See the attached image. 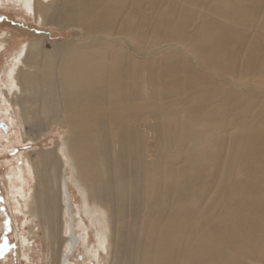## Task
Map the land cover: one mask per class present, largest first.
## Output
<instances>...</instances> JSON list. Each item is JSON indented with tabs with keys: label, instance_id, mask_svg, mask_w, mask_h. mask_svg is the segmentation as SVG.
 Listing matches in <instances>:
<instances>
[{
	"label": "rangeland",
	"instance_id": "obj_1",
	"mask_svg": "<svg viewBox=\"0 0 264 264\" xmlns=\"http://www.w3.org/2000/svg\"><path fill=\"white\" fill-rule=\"evenodd\" d=\"M138 1L130 0L128 5L122 7L120 18L122 23L126 21L129 25L141 26L149 32L146 38L141 39L140 49H143L153 35L166 34L162 19L158 17L165 12L174 21V16L180 12L174 11V7L179 10L176 5L178 0H141L137 4ZM234 1L216 0L230 15L223 17L220 16L223 13L218 12L217 17L228 26L244 30L242 38L235 34L229 37V45L223 56L220 45L211 48L193 40L182 42L181 45L174 43L165 46L159 45L162 40L157 44L147 42L149 46L155 45L148 56L144 55L147 59L124 55L126 71L131 65L135 67L134 70L131 67L125 85L137 102L143 100L146 104H152L151 117H164L163 110H167L175 125L186 119L190 128L202 131L207 136L208 140L198 148L195 168L202 167L212 174L211 178L203 180L189 195L183 193L184 196L179 199V186L185 188L194 181L190 175L191 168L179 173L182 165L189 161L186 153L193 150L192 140L184 137L182 158L170 164L157 152L158 147L164 146L170 139L167 129L156 138L152 131L156 120L151 117L147 119L149 128L146 131L143 127L146 120L142 118L143 123L138 128L140 136L137 157L144 159L145 163L158 164L159 174L155 173L156 180L151 181L150 187L147 184L145 190L141 182L140 191L135 194L125 193L137 200H147L167 207L145 216L143 212L146 206L141 204L138 216L125 214L121 217L119 232H125L127 238L133 241V244L129 243L125 247L131 249L136 258L144 253L158 255L170 249L174 256L183 259V264H264V78L257 75L264 74V39L261 36L264 32V15H261L264 13V0L260 4V14L253 17L244 10L237 11L233 7ZM203 3H208V0H183L184 11L190 10L194 14L190 18L191 24L199 20L200 11L204 10ZM139 5L142 10H139L140 15L129 18ZM191 29L189 27L187 31L191 33ZM87 36L89 34L83 33L78 27L62 28L59 24L41 22L40 17L35 18L32 12H26L16 0H0V264H51V251L57 248L56 231L60 223L56 227L55 215L53 223L45 222L40 215V199L37 197L34 206H31L33 218L26 221L24 212L28 211L32 196L37 192L36 169L42 165L46 173L44 177H47L49 166L54 164L59 170L66 167L67 176L70 172L66 159L56 161L54 155L57 145L63 146L67 131L48 124H45L44 129L34 128L26 118L23 119L26 123H21L18 119V100L21 102L23 97L30 98V93L26 91L19 94L17 90L20 87L10 86L9 71H14L13 76L19 70L29 71L20 62L26 55L33 57L35 54V58L42 57L43 60L50 57L51 51L56 50V57L63 60L66 47H84L88 44ZM37 47L42 49L40 53ZM117 47L116 52H124L120 46ZM93 53L96 56L86 64L94 66L102 78L109 76L114 68L113 65L108 66L107 61L112 59L110 54L98 50ZM112 60L115 64L116 60ZM220 60L231 63L228 65V74L234 81L224 83L212 79L208 71L211 72ZM148 68L151 73H148ZM203 79L216 83L209 85ZM101 88L108 105L111 97H117V85L113 88L104 84ZM74 91L76 89L70 90L72 94ZM26 102H21V105L30 114L34 104ZM201 103L204 108L198 109ZM40 113L41 109L39 114L35 111L32 115L44 118V114ZM103 120V133H97L94 127L90 128L87 134L89 146L84 142L86 135L79 136L80 141L75 145L71 143L70 152L74 162L86 158L90 166L88 173L95 180L86 178V174L79 176L83 184L99 186L103 178H108L114 186L117 180L115 170L120 169L119 166L130 169L129 162L134 157L132 149L128 150L127 139L122 157L118 159L116 155L119 151L116 137H128L130 134L128 119L124 118L120 124L119 117L108 115ZM166 121L172 122L168 118ZM214 132L218 135H210ZM101 150L107 154L101 156ZM167 168L175 172L172 180L167 179ZM15 172H21L23 176L24 183L19 184L24 190L23 199L14 194V185L18 186L19 183L12 176ZM41 175L43 177V173ZM55 175L56 171L52 168L50 176L55 178ZM153 181L158 182L161 191L155 197ZM68 183L72 214L76 217V223L81 221L87 231L85 245L80 241L69 264H115L113 257L118 255L120 247L107 244L104 250L97 248L95 233L100 231V226L96 222L90 224L81 212L83 193L70 181ZM166 187L167 197L163 193ZM176 208L190 210L186 216H180L185 224L183 229L173 228L167 220L171 217V210ZM160 209L165 210V213L161 214ZM42 223L47 224L51 230L48 236H45ZM112 227V233H115L116 223H112ZM76 233L80 234L78 231ZM23 240H26L25 245ZM90 249L96 252V258L86 259V252ZM195 256L200 257L198 263H194Z\"/></svg>",
	"mask_w": 264,
	"mask_h": 264
},
{
	"label": "bare ground",
	"instance_id": "obj_2",
	"mask_svg": "<svg viewBox=\"0 0 264 264\" xmlns=\"http://www.w3.org/2000/svg\"><path fill=\"white\" fill-rule=\"evenodd\" d=\"M16 1L26 12H32L35 18L40 17L41 22L45 24H59L62 28H67L69 26L78 27L83 33L89 34V36H87V39H89L88 44L84 47L77 49L66 47V57L63 60L56 57L58 55L56 50L51 51L50 57H46L43 60H41L42 57L39 59L35 58L34 53L36 52L34 51V55L32 54L33 57L26 55L20 61L23 66L30 69L29 71L19 70L18 74L13 76L14 71L10 70L8 74L10 86L16 88L20 87V89L17 90L19 94L26 91L30 93V98L23 97V100L19 97L18 99L21 98L23 100H21V102H24V104L25 100H27L28 103H33L35 107L33 106L34 110L31 109L32 113L36 111V113L39 114V109H41V113L44 114V118H40L33 116L32 113H26L21 102L18 100V105L20 106L18 119L21 120V123H26L25 120L23 121V119L26 118L31 121L30 123L34 128L44 129L45 124H48L59 126L67 131V135L63 140V146L60 147L57 145V151L54 150V155L57 157L55 158L56 161H63V158L66 159L70 166L69 175L67 176L66 167H61L59 170L56 164L51 167L49 166L48 171H46L47 177H44L46 173L45 169L43 172L42 165L39 169H36L35 174L38 175L37 192L36 195L32 196L28 211L24 212L26 221L33 218V209H31V206H34L35 203L33 202H35L37 197V199H40V215L44 218L45 222L48 223L52 221L53 223L55 221V215L56 227H58L60 223V228L56 231L58 239L55 244H57V248L54 252L51 251V264H69V259L74 253L73 252L70 257H62L63 247L68 241V238L62 235V193L64 189H66L69 196V212L73 219L71 227L73 234V251L78 247L80 241L85 245V232L87 231L81 221L76 223V217L72 214L68 181L81 189L83 193V206L81 212H83L90 224L93 225L96 222L100 226V231L95 233L97 248L104 250L107 244H110L112 247H120L118 255L113 257L115 264H183V259L174 256L173 251L170 249L162 251L158 255L144 253L143 256L136 258L134 252L128 247H125L129 243L133 244V241L131 238H127L128 235L125 232H119L121 229V217L125 214L133 217L138 216L141 204L146 206V210L143 212L145 216L151 215L152 212L159 208L167 207L159 206L155 202L150 203L147 200H137L132 196L129 197L125 193L130 192L135 194L140 191L141 182L144 183V190L147 184L150 187L151 181L156 180L155 173L159 174V167L158 164L145 163L144 159L141 160L137 157L139 146L138 137L140 136L138 128L143 123L142 118H145L146 121H144L143 127L148 131L147 119L152 116L150 113L152 104H146L143 100L137 102L129 91L128 86L125 85L127 83L126 78L131 73V67L133 70L135 67L131 65L128 72L126 71L123 65L124 55H136L139 59L141 57L147 59L144 55L148 56V53L155 46H149L147 42L157 44L162 40V43L159 45L165 46L174 45V43L181 45L182 42L193 40L211 48L220 45V53L223 56V52L229 45V37L235 34L238 35V38H242L244 30L228 26L217 17L218 12L223 13L220 15L223 17H228L230 15L229 12L223 9L220 2H216V0H208V3H203L204 10L200 11L199 20L197 23L191 24L190 18H192L194 14L191 13L190 10L184 11L185 6L183 0H178L176 5L179 6V10L174 7V11L180 13L174 16V21L169 19V13L167 15V13L163 12L158 17L159 20L162 19L161 24L166 34L163 36H161L160 33L158 35H153L150 40L146 42L147 47H142L143 49H140L142 45L141 39L146 38L149 32L141 26L135 27L134 25H129L126 21L122 23L120 18L122 14L121 8L128 5L130 0ZM140 2L141 0H139L137 4H140ZM261 3L262 0H235L233 7L237 11L244 10L245 13L249 16L252 14L253 17L260 14ZM135 9L136 10L129 18H136L140 15V5ZM237 11H235L236 14L238 13ZM261 15H264V13H261ZM189 27H192L191 33L187 31ZM80 35L83 36L84 34ZM261 36L264 39V32L261 33ZM117 46L124 49V52H116L115 47ZM36 49L39 53L40 50H42L38 47ZM96 50L110 54V57L116 60L115 64L112 59L107 61L108 66L113 65L114 68L109 73V76L105 78L98 75L97 69L94 66L86 64L91 62L92 58L96 56V54L93 53ZM183 51L185 52L184 49ZM230 64L229 62L223 63L220 60L219 64H215L212 67L214 69L211 72L208 71V73L212 76V79L219 80V82L227 83L234 81L235 79L228 74V65ZM148 73H151L150 68H148ZM257 75L262 79L264 78V74ZM95 77H97V80H94ZM203 81L209 85H214V83H216L209 79H203ZM104 84L111 85L113 88L117 85V97H111L108 105L107 100L102 96L101 87ZM220 85L229 86V84ZM71 89H76L74 94L70 92ZM165 90L169 91L168 89ZM134 93L136 94V92ZM80 97H83V99H80ZM200 107L204 108L202 103L198 105V109H200ZM163 114L164 117L161 118L151 117L156 120L154 125L155 128L153 127L152 129V131L155 132L154 136L157 138L160 132L167 129L170 137L164 146L158 147V154L165 157L170 164H175L184 154V137L191 139L193 144V150L188 154L186 153L189 161L182 165L179 173L182 174L187 168H191L192 171L190 175L194 178V181L185 188H183V185L179 186L178 198L181 199L184 196L183 193L189 195L203 180L211 178L212 176L211 173H207L202 167L195 168V162L199 154L198 148L208 139L202 131L190 128V123L186 119H183L179 125H175L170 114L167 113V110H163ZM108 115H112L114 118L119 117L120 124H122L124 118L129 121L130 131L128 132H130V134L128 137H125V135L116 137V143L119 147V151L116 155L118 159L122 157L127 146L126 139L129 140L128 150L132 149L134 156L129 162L130 169H126L125 166H119L120 169L115 170L117 173V180L115 179L116 184L114 186L111 184L113 182L111 181L110 183L108 178H103L99 186L93 185L92 183L83 184L79 181V176L86 174V178L94 179L91 178V173H88L90 166L86 158H83V160H80L78 163L74 162L75 159L70 152L72 150L71 143L75 145V143L80 141L79 136H87L91 127L96 128L97 133H103L105 124L103 119ZM32 117H34L35 120ZM167 118L172 122L166 121ZM210 135L215 136L218 135V133L214 132ZM212 138L217 139L216 137ZM84 142L86 146L90 145L88 136ZM154 143H156V141H154ZM62 149L63 151L61 152ZM106 154L105 150L100 151L101 156H105ZM44 157H46V155ZM200 157L202 156L200 155ZM165 165H167L166 162ZM37 166L38 165H36V167ZM52 168L56 171L55 178L50 176ZM42 173L43 177L41 175ZM166 174L167 179L172 180L171 177L175 172L172 168H167ZM12 176L15 181L19 182L18 186L14 185V194H18V196L23 199L24 190L21 185H19L23 182L22 173L15 172ZM50 184L54 185L56 190H53L55 188L52 187V185L48 187ZM129 186H131V188ZM167 187L170 188L171 185H167ZM167 187L163 190L166 197L168 196L166 192ZM152 188L154 189L152 190L154 192V197L155 195H159L161 191L158 187V182L155 183L153 181ZM197 195L198 194H196L195 197H197ZM159 212L164 214L165 210L160 209ZM188 212H190V210H186L185 208L172 209L170 212L171 217H168L167 220L172 224L173 228L183 229L185 228V224L180 216L182 214L186 216ZM77 215L78 213L76 216ZM99 221H101L100 224ZM112 223H116L117 226L114 231L115 233H112ZM42 225L45 236H48L51 230L47 224L42 223ZM77 231L80 232V234L77 235ZM20 241L22 242L21 239ZM23 241L25 245L26 240ZM86 257V259L96 258V252H92V249L89 251L87 250ZM199 261L200 257L195 256L194 263H198Z\"/></svg>",
	"mask_w": 264,
	"mask_h": 264
},
{
	"label": "water",
	"instance_id": "obj_3",
	"mask_svg": "<svg viewBox=\"0 0 264 264\" xmlns=\"http://www.w3.org/2000/svg\"><path fill=\"white\" fill-rule=\"evenodd\" d=\"M62 205H63V215H62V235L68 238V241L65 243L62 251V257H70L73 251V234H72V223L73 219L69 212V196L66 189L62 193ZM74 254V253H73Z\"/></svg>",
	"mask_w": 264,
	"mask_h": 264
}]
</instances>
